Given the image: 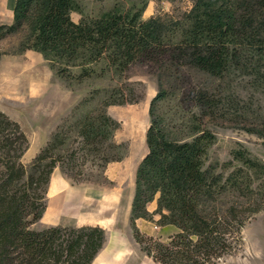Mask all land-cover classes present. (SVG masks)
Instances as JSON below:
<instances>
[{
	"label": "rangeland",
	"instance_id": "374dc122",
	"mask_svg": "<svg viewBox=\"0 0 264 264\" xmlns=\"http://www.w3.org/2000/svg\"><path fill=\"white\" fill-rule=\"evenodd\" d=\"M78 1L82 11L72 13L76 22L114 9L140 12L144 20L162 15L175 21L184 19L196 0ZM217 2L236 10L240 28L233 44H228L229 57L220 73L197 66L192 50L170 45L136 60L124 73L106 68V61L101 60L90 66L87 76L80 78L82 68L75 66L61 76L58 66L42 53L19 50L26 25L0 40V110L18 122L27 137L28 148L21 162L30 167L49 144H59L53 155L63 156L47 186L45 212L30 228L73 226V208L79 210L83 201L92 200L95 210L106 196L119 193L123 204L110 232L117 235L112 251L120 255V264H163L146 249L155 253L156 243H169L180 229L175 225L178 231L172 234L162 228L165 225L157 213L159 195L147 203L146 217L132 219L136 171L149 151V109L158 92L163 94L155 104V114L169 137L185 141L194 137L195 129L212 132L216 140L209 148L206 168L225 178L241 168L244 172L240 181L245 185L247 169L233 152L246 151L248 156L264 162V0ZM13 3L11 0L10 12L0 14V25L14 22ZM114 100L124 101L106 106L108 114L120 122L119 128L111 139L100 135L85 145L80 134L82 125L87 119L97 120L99 109ZM117 144L123 146L115 147ZM133 146L138 154L130 158ZM130 175L133 187L125 183ZM263 178L253 182L262 201ZM71 184L75 189L71 190ZM244 193H248L246 189L240 199ZM234 197L230 192L223 199L232 201ZM245 199L249 206V199ZM154 202L157 206L152 210ZM239 236H230L233 246L227 254L212 262L201 260L200 264H264V209L247 220Z\"/></svg>",
	"mask_w": 264,
	"mask_h": 264
},
{
	"label": "trees",
	"instance_id": "16d2710c",
	"mask_svg": "<svg viewBox=\"0 0 264 264\" xmlns=\"http://www.w3.org/2000/svg\"><path fill=\"white\" fill-rule=\"evenodd\" d=\"M74 11H82L78 0H16L14 22L0 25V40L26 25L19 50L42 53L58 66L61 76L75 66L82 68V78L101 60L106 68L124 73L136 60L170 45L192 50L197 66L220 73L229 57L228 44L240 31L236 10L217 0H196L184 19L175 21L162 15L144 20L140 12L114 9L76 22ZM162 94L158 92L150 104L149 151L137 168L132 219L146 217L147 203L159 195L161 224H174L180 231L169 243H156L155 253L147 248V254L163 264L212 262L232 249L230 236H239L247 220L264 209L253 188L254 179L264 177V162L246 151L233 152L247 169L245 185L241 168L227 178L206 168L216 136L195 129L191 140L170 138L155 114ZM117 103L124 101L105 102L97 120L84 122L80 134L85 145L100 135L111 139L120 122L106 106ZM57 145L49 144L26 167L21 157L28 148L27 137L19 123L0 110V264H92L106 242V229L98 225L30 228L45 212L47 186L63 160L62 155H53ZM244 189L248 193L240 199ZM230 192L235 199L224 200Z\"/></svg>",
	"mask_w": 264,
	"mask_h": 264
},
{
	"label": "crops",
	"instance_id": "0c3cea01",
	"mask_svg": "<svg viewBox=\"0 0 264 264\" xmlns=\"http://www.w3.org/2000/svg\"><path fill=\"white\" fill-rule=\"evenodd\" d=\"M13 8L15 7L16 0H13ZM11 0H0V14L4 15L6 11L10 12ZM14 15V12L13 14ZM2 17V16H1ZM9 17V13L8 16ZM12 17V16H11ZM135 147L133 146L128 154V157L132 158L133 155H137ZM143 160V159H142ZM137 172V171H136ZM131 175L126 179V184L133 187V179H130ZM76 186L70 185L71 190L75 189ZM132 195L130 196L128 206L131 208ZM158 197V196H157ZM157 199V198H156ZM156 202V200H155ZM152 210L156 208V203ZM80 204V203H79ZM78 204V205H79ZM123 204V197L121 194L116 193L114 196H106L105 200L98 203L93 210L95 204L92 200L83 201L82 207L78 210L73 208L72 217L75 219L76 224L73 226L80 225H99L106 229L107 236L104 247L100 250L92 264H120L121 260L118 253L113 252V243L117 238V235L110 232L111 228L115 226L120 216V209ZM164 230L170 231L172 234L178 231V228L173 224H167L162 227Z\"/></svg>",
	"mask_w": 264,
	"mask_h": 264
}]
</instances>
